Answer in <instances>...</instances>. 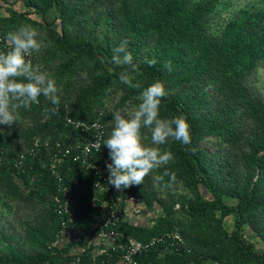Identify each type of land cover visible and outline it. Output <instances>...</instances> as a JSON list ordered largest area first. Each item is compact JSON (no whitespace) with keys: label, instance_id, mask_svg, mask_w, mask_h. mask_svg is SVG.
Listing matches in <instances>:
<instances>
[{"label":"trees","instance_id":"16d2710c","mask_svg":"<svg viewBox=\"0 0 264 264\" xmlns=\"http://www.w3.org/2000/svg\"><path fill=\"white\" fill-rule=\"evenodd\" d=\"M0 1V52L11 48L9 31L31 24L43 43L33 52V63L55 79L60 99L55 114L41 95L37 104L18 110L20 119L11 128L0 125V145L10 159L35 139L65 145L82 139L84 134L65 126L66 113L100 120L108 139L113 113L131 111L144 88L163 80L167 95L160 118L185 115L191 144L170 138L159 148L170 151L173 160L126 189L141 198L147 221L118 224V240L182 236L184 244L157 245L140 255L141 264H264V95L254 85L264 68V8L247 6L225 19L230 0ZM49 14L55 15L52 21ZM123 40L137 65L132 75L138 89L123 84V68L110 63L113 48ZM145 58L156 63L149 65ZM141 135L142 143L152 146L150 129L142 128ZM207 143L215 149H207ZM66 161L67 180L81 181L71 209L75 231L54 249L50 244L61 218L50 207L51 172L34 160L32 170L20 175L24 190L10 162L0 166L4 203L16 213L32 211L22 233H11L0 218V264H70L77 247H86L79 264L119 263L121 251L93 260L91 231L98 217L91 207L93 175L80 163ZM166 170L177 177L170 188L155 181ZM228 217L234 219L231 229ZM85 234L91 235L88 241Z\"/></svg>","mask_w":264,"mask_h":264},{"label":"clouds","instance_id":"9594fccd","mask_svg":"<svg viewBox=\"0 0 264 264\" xmlns=\"http://www.w3.org/2000/svg\"><path fill=\"white\" fill-rule=\"evenodd\" d=\"M37 35V30L31 24L21 25L6 34L11 48L6 53L0 52V125L11 128L20 119L18 110L29 109L33 103H38L41 95L54 106L50 111L53 114L57 112L60 99L55 79L50 73L35 66L31 59H26L33 52H39L43 46ZM127 45L128 41L123 40L113 48L110 63L123 68L119 73V80L123 84L138 89L140 85L133 83L132 75L137 65ZM145 61L149 65L156 63L155 59L145 58ZM101 62L105 63L104 60ZM97 75L102 73L97 72ZM19 78L26 82H21ZM166 95L165 82L158 79L140 93L138 106L131 111L113 113L112 130L103 145L108 148L111 161L106 164L108 184L117 191L141 185L149 173L169 164L173 154L161 151L159 146L170 138L186 146L191 144L190 125L185 115L180 114L171 119L160 118L161 101ZM142 128L150 129L152 146L142 143ZM165 177H168L167 182ZM155 181L162 188H170L177 182V177L174 172L166 170L162 176H156Z\"/></svg>","mask_w":264,"mask_h":264},{"label":"built area","instance_id":"2783aa9c","mask_svg":"<svg viewBox=\"0 0 264 264\" xmlns=\"http://www.w3.org/2000/svg\"><path fill=\"white\" fill-rule=\"evenodd\" d=\"M26 59H31L33 63L32 56ZM48 117L47 114L45 118ZM63 119L66 127L81 132L82 135L84 134L83 138L76 139L71 145H65L63 141L52 142L35 139L24 151L11 159L0 145V166L9 161L8 164L14 177L24 190L28 189L20 175L25 174L27 169L32 170V162L36 159H39L41 170L48 169L54 178L55 190L50 196V207L53 213L60 216L61 222L59 234L50 244V249L63 246L66 238L75 231V219L71 209L78 198L81 181L75 179L69 182L67 176L62 173L67 159L74 163H80L82 168L91 171L93 175L95 195L92 198L91 207L98 213L95 228L91 231L95 233L91 242L93 260L101 257L112 258V254L121 251V259L118 264H141L138 257L157 245H165L166 249H170L176 245L184 244L182 236L177 232L154 237L144 242L128 238L125 244H122L118 240L119 232L115 230L118 224L131 219L137 224L141 219L142 222L147 221V217L142 216V200L140 197L128 193L126 189L117 191L114 186L108 184L109 172L106 164L111 161L109 150L103 145L106 140V127L101 121L90 122L74 119L68 113L64 115ZM70 120L71 122H69ZM84 237L88 241L91 235L85 234ZM85 249L86 247L74 248L72 253L76 258L70 264H79L81 254Z\"/></svg>","mask_w":264,"mask_h":264},{"label":"rangeland","instance_id":"374dc122","mask_svg":"<svg viewBox=\"0 0 264 264\" xmlns=\"http://www.w3.org/2000/svg\"><path fill=\"white\" fill-rule=\"evenodd\" d=\"M247 6H257L264 8V0H230L225 11L223 12V17L227 19L230 15H233L241 8ZM54 16V14H49V20L52 21L54 19ZM254 85L259 90V92L264 95V68L260 69L258 76L254 78ZM205 147L209 150L215 149L211 143H207ZM27 213L32 214V211L27 212L24 210L16 213L14 207L7 206L4 203L3 198L0 196V218L3 221V224L11 233H22V229L24 228L22 222L30 218L29 216H27ZM233 223V217H228L226 219V226L228 227V229L232 228ZM247 235L254 237V234H252V232L247 231Z\"/></svg>","mask_w":264,"mask_h":264}]
</instances>
